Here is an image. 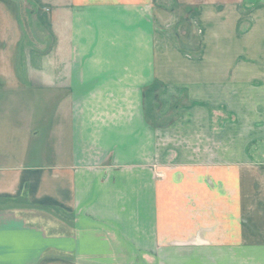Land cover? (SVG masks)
Wrapping results in <instances>:
<instances>
[{"label":"crops","instance_id":"1","mask_svg":"<svg viewBox=\"0 0 264 264\" xmlns=\"http://www.w3.org/2000/svg\"><path fill=\"white\" fill-rule=\"evenodd\" d=\"M25 1L0 0V264H117L101 222L153 187L154 81L207 102L180 134L177 264H264V36L215 51L207 81L170 64L185 9L258 8L264 29V0Z\"/></svg>","mask_w":264,"mask_h":264},{"label":"rangeland","instance_id":"2","mask_svg":"<svg viewBox=\"0 0 264 264\" xmlns=\"http://www.w3.org/2000/svg\"><path fill=\"white\" fill-rule=\"evenodd\" d=\"M24 6V8H34L35 5L31 0H27ZM217 9L219 12L209 15L208 11L201 9V12H198L199 8H187L180 14V22L174 25L178 37L177 48L185 59H177L173 64L170 61V64L184 65L183 74L186 75L182 79L188 83H192V78L196 76L201 80H208L210 64L214 66L220 64L216 60L210 61L215 51L224 52L227 49L236 53L241 47L240 38L247 34L250 38L264 36V29L257 24L258 20H263L258 8H247L246 5L242 7L239 4L238 8L232 9V13L224 8ZM229 15H232L234 20L232 29L227 27L224 21H220L228 19ZM213 20H218L217 24H214ZM31 31L32 29H27L25 34L31 37ZM224 38H234V40L224 41ZM233 63L239 65L241 61ZM193 69H198L199 74ZM160 84L154 81L148 86L145 92L147 98H144L156 137L153 142V160L150 164L153 187L121 189L119 216L115 221L101 222L106 225L107 234L114 241L113 248L117 256L114 262L117 264H177V239L180 226L178 216L181 214L182 217L184 214L187 220V216L192 215V205L182 204L177 184L180 150L184 148L191 156L192 140L182 141L180 134L184 129L191 130L192 126L187 125V122L191 123L193 116L207 111L205 110L207 102L193 98L192 85L182 90L173 82L163 86ZM203 88L204 90L199 94L208 96L207 88L205 86ZM217 115L220 117L225 115L223 108L218 110ZM142 179L138 178L136 185L144 184ZM181 197L183 198L182 194ZM185 226L187 227V223ZM145 234H150L151 239L148 238L149 235L147 239L151 240V246L150 243L145 242ZM131 241L133 245L130 244ZM145 247L147 249L152 247V254L144 252Z\"/></svg>","mask_w":264,"mask_h":264}]
</instances>
